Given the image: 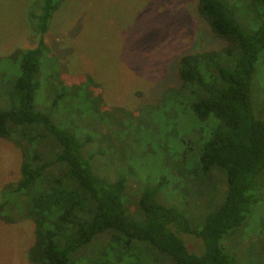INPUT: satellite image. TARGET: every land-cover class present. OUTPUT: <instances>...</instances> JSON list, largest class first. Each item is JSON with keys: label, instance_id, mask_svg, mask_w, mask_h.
<instances>
[{"label": "trees", "instance_id": "trees-1", "mask_svg": "<svg viewBox=\"0 0 264 264\" xmlns=\"http://www.w3.org/2000/svg\"><path fill=\"white\" fill-rule=\"evenodd\" d=\"M38 1V12L30 13L38 43L8 55L18 63L19 75L10 84V106L0 109V138L21 150L19 178L0 190V221L31 220L34 240L26 251L27 260L31 264L123 263L132 242L138 241L151 245L157 260L165 257L173 264H239L220 241L243 223L260 197L254 188L264 185V107L257 115L251 101L252 76L264 49V0H239V6L231 0H196L199 15L225 45L182 54L176 67L179 85L165 88L149 106L189 108L199 122L209 124L210 132L206 138L200 133L196 147L188 135L182 137L189 146L186 156H181L183 163L189 162L183 173L189 190L184 192L207 209L216 207L203 214L195 227L178 210L158 201L157 186L142 187L137 195L142 219L130 218L122 201L126 176L108 180L98 174L95 162L100 158L115 163L118 154L128 157L131 151L129 141L97 129L99 118L110 115L114 128L124 131L127 118L136 115L118 106L104 109L102 95H93L98 84L91 74L81 75L58 95V99L78 98L83 83L89 91L71 125L61 126L36 108L37 76L42 58L50 51L44 34L63 0ZM240 10L250 16L254 27L243 26ZM83 129L98 134V147L86 146L89 136L79 139ZM216 172L222 177H214ZM163 181L164 177L160 184ZM220 182L224 191L219 204L215 196ZM180 231L201 239L203 252L190 253L175 233ZM256 242L264 257L263 233ZM88 245L93 248L80 263L85 256L75 254ZM246 253L251 257L257 251Z\"/></svg>", "mask_w": 264, "mask_h": 264}, {"label": "rangeland", "instance_id": "rangeland-1", "mask_svg": "<svg viewBox=\"0 0 264 264\" xmlns=\"http://www.w3.org/2000/svg\"><path fill=\"white\" fill-rule=\"evenodd\" d=\"M231 1L239 6V0ZM39 4L38 0H0V109L10 106V84L19 75L18 63L8 55L16 48H32L38 43L39 33L30 13L36 14ZM240 16L245 28L254 27L243 10H240ZM44 42L50 51L42 58L37 76L36 108L49 114L61 126L71 125L74 112L84 104L82 96L89 91L83 83L82 95L78 98L58 99V95L76 84L81 75L91 74L98 84L93 95L96 92L102 95L104 109L118 106L136 115L134 119L127 118L124 131L114 128L110 115L99 118L97 124L102 134L113 133L121 141L130 143L128 157L118 154L120 159L115 163L108 158L95 162L98 163V174L103 173L108 180H114L120 174L126 176L122 201L127 215L134 220L142 219L137 195L143 186H157L159 202L178 210L192 226L199 225L202 215L216 207L207 209L184 192V189L189 190V179L183 178L184 171L189 170V162L183 163L181 156H186L189 146L182 137L188 135L196 147L200 133L206 138L210 132L209 124L199 122L189 108L185 111L179 106V109L174 106L167 110L149 108L165 88L179 85L176 67L182 54L218 50L225 45L199 15L197 1L63 0L44 34ZM251 101L255 113L262 114L264 49L259 52L255 64ZM141 106L144 111L138 112ZM81 133L80 140L83 136L91 139L86 145L88 148L98 147V134L85 129ZM20 162L21 150L17 145L0 138V190L19 178ZM162 177L164 181L160 184ZM214 177L222 176L216 172ZM218 186L215 202L220 204L224 183L220 182ZM253 192L260 197L250 207L243 223L220 241L224 251L235 256L239 264H264L258 242L253 243L259 234H264V185L254 188ZM175 233L190 253L203 252L201 239L181 231ZM33 240L31 220L0 221V264H31L26 251ZM92 248L88 245L75 255L83 257ZM248 251L257 253L251 258ZM155 253L158 254L151 245L134 241L122 258L124 262L117 264H173L165 257L157 260ZM86 259L87 256L83 257L80 263Z\"/></svg>", "mask_w": 264, "mask_h": 264}]
</instances>
